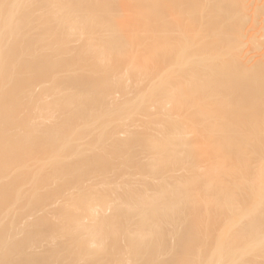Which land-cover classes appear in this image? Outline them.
<instances>
[{
	"label": "bare ground",
	"instance_id": "6f19581e",
	"mask_svg": "<svg viewBox=\"0 0 264 264\" xmlns=\"http://www.w3.org/2000/svg\"><path fill=\"white\" fill-rule=\"evenodd\" d=\"M120 2L106 44L60 62L108 6L0 0V264H264V0ZM150 99L168 124L128 126Z\"/></svg>",
	"mask_w": 264,
	"mask_h": 264
},
{
	"label": "rangeland",
	"instance_id": "374dc122",
	"mask_svg": "<svg viewBox=\"0 0 264 264\" xmlns=\"http://www.w3.org/2000/svg\"><path fill=\"white\" fill-rule=\"evenodd\" d=\"M99 6L98 8L92 7L90 9V11H95L101 8V6H108L107 9V15H106V19L104 21H102V24H91L90 27L92 26L91 29H89L90 35L91 37L88 38V32H85L82 35H71L70 34V30L67 33H59L58 36V41L59 43H55L52 45V48L55 49L54 51H56V56L55 59L57 61L63 62V60H67L69 54L68 53H75L77 52L79 49H81L85 44L89 45L92 49H97L100 48V46L106 44V39L111 35V29H112V25H111V18L114 15H123V14H129L130 13V8H134V6L132 5H128V6H123L120 2V0H117L113 3H107L106 0H98ZM114 3H120L122 6H113ZM152 9H155V5L153 4ZM43 12V9H41L39 7L38 10L33 11V13L35 15H39ZM84 9L83 7H80L78 9H76V11H74V13H83ZM46 23H41L42 26H44ZM47 26L49 27L50 25L47 24ZM37 28V29H35ZM29 37H36L39 40L41 39H47L48 36L43 34V28L41 26H36V27H32L31 29H29ZM33 40V39H32ZM31 40V41H32ZM144 39L142 38V35L140 36L139 41H143ZM61 44V46H60ZM38 45V43L36 45H34L31 49H34L36 46ZM32 46V45H31ZM152 64H156L154 61H152ZM125 67V66H123ZM57 69H63V65L60 64ZM127 71V66L125 67V70L118 73L119 75H123L125 72ZM86 70L85 69H78L76 70L74 73H67L65 72H60L59 76H58V83H54L49 81L48 82V88H49V94L47 97V100H51L55 97H58L62 92L64 91H77L80 89L83 90L85 88V86L88 83V80H86L84 77L86 75ZM66 77L70 78V80L65 81ZM84 78V79H83ZM149 78V77H148ZM146 78V79H148ZM116 79V78H115ZM145 79V80H146ZM129 82H133L131 79H128ZM63 83V84H62ZM66 83V84H64ZM40 88H42L41 85H37L36 86V91L38 92L39 90H41ZM38 89V90H37ZM132 89H136L138 91V86H136V88H132ZM145 89V88H144ZM40 96V94H37ZM118 95V94H117ZM27 98H24V100H26ZM46 98L43 97V100H45ZM26 102V101H25ZM24 102V103H25ZM23 103V105H25ZM148 103L150 104V111L148 114L144 115V116H137V118L134 120L133 118L128 119L127 120V124H129L128 126L130 127H135L137 126L139 129H146L148 127H153L152 126H146V120L148 119H155L157 118V120H159L160 122H162L164 125H167L168 122L165 119V116L162 115V112L159 110V106H158V102L155 99H150L148 101ZM40 105H42V102L40 103ZM74 105V104H72ZM40 108V106H37L36 108L29 109L28 107H26V112H28L29 110H31L32 112H40V110H38ZM24 112L21 111L20 116H22ZM139 118V119H138ZM42 119H40V117H36L34 120V123L41 121ZM48 121V120H46ZM52 121H54V118H52ZM126 124V125H127ZM79 141V140H78ZM12 145H17L19 144L18 142H13L10 143ZM68 157H72V154L69 155ZM28 159V158H27ZM138 176V175H137ZM142 176V175H139ZM84 181V180H83ZM88 182V181H87ZM103 189V193L105 194V189L108 187L107 185L103 186L102 184L99 185V189L101 188ZM18 211V212H17ZM19 212H23L22 210H16V215L15 216H22V214H20ZM47 213H49V215L51 216L53 213L52 212H48L46 210H38L36 215H47ZM35 215H31L29 218H33ZM57 228V227H55ZM55 235L59 234V230L56 229L54 231ZM60 236H58L57 240H60Z\"/></svg>",
	"mask_w": 264,
	"mask_h": 264
}]
</instances>
